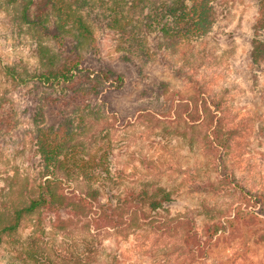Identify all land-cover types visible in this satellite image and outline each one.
<instances>
[{
  "label": "trees",
  "instance_id": "obj_1",
  "mask_svg": "<svg viewBox=\"0 0 264 264\" xmlns=\"http://www.w3.org/2000/svg\"><path fill=\"white\" fill-rule=\"evenodd\" d=\"M255 1L258 16L249 58L261 67L264 0ZM0 10L12 12V20L32 34L36 56L34 66L5 68L8 81L23 94L24 104L20 115L0 104V134L17 127L20 118L29 120L32 128L24 134L43 166L30 197L18 190L14 176L4 177L8 185L0 189V245L5 236L16 241L25 219H32L34 227L25 243L19 241L18 254L9 264H95L104 232H133L142 227L164 234L182 230L186 249L203 258L229 229L236 238L242 236L244 227L264 225V194L240 187L225 164L224 155L236 132L225 129L220 104L202 93L201 86L190 97L175 92L166 79L150 82L146 72L149 35L157 31L154 35L177 47L189 43L192 35L207 36L216 21L213 0H0ZM101 32L118 36L123 48L117 58L105 54ZM129 98L132 105L126 108ZM155 106L165 108L163 117L173 111L169 118L176 122L185 117L190 125L206 126L216 172L213 180L202 185L204 192L221 194L241 188L245 196L255 198L258 210L248 212L237 205L227 212L207 205L211 222L201 232L191 217L162 214L174 200L172 191L158 185L122 188L120 179L127 174L112 170L111 141L90 150L76 128V117L85 121L86 111L113 127L110 115L116 122L127 119L128 124L136 113L161 117ZM126 109L129 112L118 120L120 111ZM81 182L83 188H79ZM48 222L61 231L75 227L83 231L80 245L67 246L59 260L45 240Z\"/></svg>",
  "mask_w": 264,
  "mask_h": 264
},
{
  "label": "rangeland",
  "instance_id": "obj_2",
  "mask_svg": "<svg viewBox=\"0 0 264 264\" xmlns=\"http://www.w3.org/2000/svg\"><path fill=\"white\" fill-rule=\"evenodd\" d=\"M213 5L216 21L207 36L192 35L189 43L177 47L154 35L157 31L150 34L146 72L150 82L157 77L166 79L175 92L190 97L202 87V93L220 104L219 116L225 129L236 132L224 155L228 172L244 190L264 194V65L254 66L249 58L258 6L255 0H213ZM12 16V12L0 10V104L20 115L23 94L8 81L5 68L34 66L36 56L32 34L17 25ZM98 36L106 55L115 59L122 53L123 45L116 34L101 32ZM126 100L129 108L132 99ZM153 108L161 117L129 114L132 121L128 124L121 118L129 112L126 109L119 113L118 120L123 121L117 123L111 115L108 117L115 123L111 127L86 111L83 115L88 118L83 121L76 117L75 124L90 150L111 141L112 170L117 173L122 169L127 174L124 179L117 177L123 180L122 188L158 185L173 192L174 200L165 205L164 215L191 217L202 232L211 222L207 205L227 212L237 205L248 212L258 210L255 198L245 196L241 188L221 194L204 192L202 185L209 178L213 180L216 172L206 126L190 125L185 117H178L176 122L169 118L173 111L166 113V118L162 116L165 108ZM29 127L30 121L20 118L17 127L0 134V189L8 185L5 176H14L18 190L27 197L37 189L43 173L39 156L24 134ZM79 188H83V182ZM33 229V220L27 218L15 235L16 241L4 237L0 264L14 261L19 241L25 243ZM231 231L220 235L206 257L196 258L184 246L182 230L173 234L148 227L133 232L109 230L101 236L103 245L95 264H264V225L244 227L242 236L236 238L229 234ZM81 239L80 227L61 231L48 222L45 240L54 259L66 254L67 246L80 245Z\"/></svg>",
  "mask_w": 264,
  "mask_h": 264
}]
</instances>
